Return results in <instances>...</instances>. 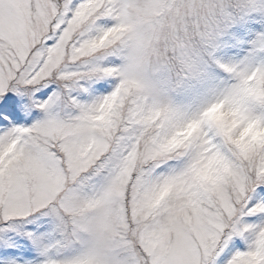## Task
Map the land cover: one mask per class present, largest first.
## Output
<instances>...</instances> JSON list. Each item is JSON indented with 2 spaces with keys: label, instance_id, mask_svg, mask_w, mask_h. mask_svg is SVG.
<instances>
[{
  "label": "snow or ice",
  "instance_id": "obj_1",
  "mask_svg": "<svg viewBox=\"0 0 264 264\" xmlns=\"http://www.w3.org/2000/svg\"><path fill=\"white\" fill-rule=\"evenodd\" d=\"M0 264H264V0H0Z\"/></svg>",
  "mask_w": 264,
  "mask_h": 264
}]
</instances>
